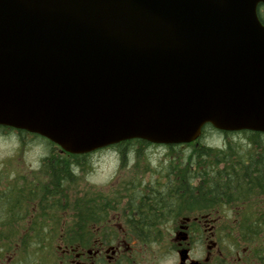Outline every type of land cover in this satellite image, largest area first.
Listing matches in <instances>:
<instances>
[{"label": "water", "instance_id": "95a60500", "mask_svg": "<svg viewBox=\"0 0 264 264\" xmlns=\"http://www.w3.org/2000/svg\"><path fill=\"white\" fill-rule=\"evenodd\" d=\"M264 0H0V125L72 154L264 133Z\"/></svg>", "mask_w": 264, "mask_h": 264}, {"label": "flooded vegetation", "instance_id": "af4514ba", "mask_svg": "<svg viewBox=\"0 0 264 264\" xmlns=\"http://www.w3.org/2000/svg\"><path fill=\"white\" fill-rule=\"evenodd\" d=\"M154 145L149 143L146 148ZM176 160L165 157L158 163L145 162L148 176L126 174L131 178L122 187L105 190L99 198L90 195L101 191L75 190L77 200L106 203L102 206H67L62 197L54 206L59 213L50 216L49 197L1 198L0 226L8 221L2 213L12 211L11 204H15L28 206L29 225L50 227L51 223L57 228L44 236L45 243L54 246L39 254L42 261L33 264H264L259 247L242 240L238 208L226 199L216 208L196 206L194 194L200 191L192 188L191 175L169 172L175 170L170 164ZM22 176L51 177L48 173L11 175L13 179ZM179 177L188 179L179 182ZM41 185L37 182L35 186ZM42 209L44 215H40ZM13 260L9 256L0 264H15Z\"/></svg>", "mask_w": 264, "mask_h": 264}, {"label": "trees", "instance_id": "16d2710c", "mask_svg": "<svg viewBox=\"0 0 264 264\" xmlns=\"http://www.w3.org/2000/svg\"><path fill=\"white\" fill-rule=\"evenodd\" d=\"M260 7H264V5ZM259 16L264 22V17L260 12ZM209 127L225 135L245 133L250 140L252 150L250 148L246 152H239L240 145L234 146L228 142L224 143V146L216 147L201 143V138ZM1 128L14 130V128L8 127ZM263 135V132L250 130L221 131L207 124L203 128L201 137L196 141L164 146H168L171 149L182 145L192 148L187 156L171 162L170 166L173 168L175 166L176 168L175 170H169V172L191 175L194 181L192 188L200 191L194 194V204L196 206H205L209 209L212 207L216 208L220 206L221 199H226L228 203L235 205L238 208V220L242 223L240 230L243 242H257L258 247L259 245L261 246L259 252L264 254V145L261 142ZM47 141L59 149V151L55 152L52 147L51 153L42 158L41 161V173H48L51 177L48 179L40 178L39 182L42 183L40 187L32 186L31 184H14L15 186L12 184L7 186L9 189L12 188V192L14 191L15 193L12 194L10 192L0 195V199H22L21 197H23L24 200H27L31 196L30 194L34 193L35 197H49L51 216L59 213L54 206L61 203L62 197L66 198L65 204L67 206H102L106 204L99 201L77 200L80 198L77 197L75 193L77 188L73 185L76 184L74 181L78 176L77 170L79 167L86 166L85 160L91 153L72 154L61 151L57 145L49 140ZM141 142L150 143L142 139H131L109 147L117 148L124 156L126 155V146H128V151L146 148L148 144L143 145ZM29 179L31 180L32 178L30 177ZM176 179L182 182L183 179H188V177ZM19 180H23V178L20 177L12 181L17 183ZM16 190H20V192H16ZM44 190H49L50 192L44 193L42 192ZM103 195V193L97 192L90 196L99 198ZM90 196L85 198H92ZM11 207L12 211L2 213L3 216H7L8 221L0 226V260L4 262L9 256H13L15 264L42 261L38 258V255L46 252L48 247L54 246L53 244L45 243L44 236H46L48 230L54 231L57 228L51 226V224L50 227H45L44 223L31 226L27 221L29 215L28 206L11 204ZM44 210L42 209L40 215L45 214Z\"/></svg>", "mask_w": 264, "mask_h": 264}, {"label": "rangeland", "instance_id": "374dc122", "mask_svg": "<svg viewBox=\"0 0 264 264\" xmlns=\"http://www.w3.org/2000/svg\"><path fill=\"white\" fill-rule=\"evenodd\" d=\"M260 6L258 11L264 17V7ZM227 142L234 146L240 145L239 152H246L250 148L252 150L250 140L245 133H230L225 135L209 127L201 138V143L214 147L224 146V143ZM261 142L264 145V135L261 137ZM52 147L55 152L59 151L57 147L49 144L41 136L36 137L26 132L22 133L0 127V195L12 192V188H7V186L12 184L13 186H15L14 184H31L35 186L41 177H35V180L34 178L30 180V176H22L23 180L13 183L11 175L13 173L29 175L31 173H41L42 158L51 153ZM126 148V155L124 156L114 147L102 148L91 153L85 160L86 166L78 168V176L74 181L76 184L73 185L77 190L92 189L105 193L103 192L105 190L122 187V183L131 178V176L126 174L137 172L146 173L148 176L150 171L145 172V165H143L145 162L158 163L165 157L184 158L192 149L185 145L175 146L174 149L164 145H154L149 148H139L137 151L131 152V150L128 151V146ZM146 158L149 160L145 161ZM4 189L7 190L6 193L3 192ZM13 193L15 192L13 191ZM34 194H30L29 198L35 197ZM21 198L22 200L24 199L23 197ZM254 243L258 246L257 242ZM259 248H261L260 245ZM33 262L31 261L27 264H33Z\"/></svg>", "mask_w": 264, "mask_h": 264}]
</instances>
